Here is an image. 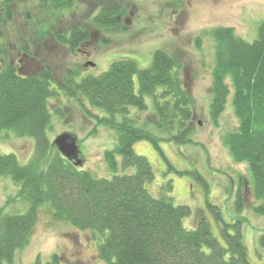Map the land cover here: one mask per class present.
<instances>
[{"label": "trees", "instance_id": "trees-1", "mask_svg": "<svg viewBox=\"0 0 264 264\" xmlns=\"http://www.w3.org/2000/svg\"><path fill=\"white\" fill-rule=\"evenodd\" d=\"M39 1L41 5L51 2L57 10L70 6V0ZM17 2L0 0V25L15 21ZM29 16L27 12L24 20L30 21ZM118 16L119 11L103 4L93 22L115 27ZM86 30L74 26L62 33L55 30L53 36L73 52L87 39ZM207 33L214 44L208 115L212 122L217 121L232 90L238 126L223 137V144L235 163L247 166L253 181L254 204L247 203L240 190L235 203L238 210L252 205L256 214L264 215V22L257 26L252 42L243 40L232 27L217 26ZM180 75L178 59L163 50L153 52L148 68L139 69L133 60L121 59L99 75L79 79L77 72L67 71L56 80L47 65L27 77L17 75L12 66L0 71V131L11 130L34 141V154L26 164H20L12 153L0 154V176H9L29 205L23 214H6L0 207V264L10 263L16 250L27 243L43 205H48L55 220L99 233L102 242L97 255L102 264H251L239 224L221 227L222 246L204 219L190 229L184 227L187 206L174 205L167 196L153 197L145 188L153 177L152 169L146 158L134 152L133 145L144 140L158 148L161 138L137 126L138 114L132 115L130 108L145 111L144 96L150 95L153 112L147 122L167 134V139L177 137L185 142L192 128L193 102ZM51 83L56 89L50 88ZM56 90L70 98L82 97L106 112L94 118L98 125L117 132L115 148L104 152L106 164L115 173L110 179L76 167L48 140V99L58 94ZM84 112L91 114L86 108ZM117 155L123 168L135 171L117 174ZM260 241L264 242V232ZM31 264L68 263L52 254L46 262L37 257Z\"/></svg>", "mask_w": 264, "mask_h": 264}, {"label": "rangeland", "instance_id": "rangeland-1", "mask_svg": "<svg viewBox=\"0 0 264 264\" xmlns=\"http://www.w3.org/2000/svg\"><path fill=\"white\" fill-rule=\"evenodd\" d=\"M103 4L119 11L115 27L93 22ZM16 5L15 21L0 25V65L13 59L20 70L34 71L40 63L49 66L59 80L67 71L77 72L76 79L99 75L121 59L133 60L139 69H145L156 50L178 59L180 76L193 102L192 128L187 140L167 139V134L147 122L153 112L150 95L144 96L145 111L130 108L132 115L138 114L137 126H144L161 138L158 148L144 140L133 145L134 152L146 158L152 169L153 177L145 188L153 197L167 196L174 205L187 206L189 214L183 219L184 227L190 229L202 218L222 246L225 242L221 227L239 224L249 262L264 264V242L260 241L264 215L252 209L255 201L251 173L245 164L232 160L223 144V137L238 126L231 104L232 90L217 121L212 122L208 115L214 44L207 33L217 26L232 27L235 34L252 42L257 26L264 22V0H70V6L60 10L54 9L51 2L41 5L39 0H18ZM27 12L30 21L24 20ZM81 25L92 37L79 47L80 51L77 48L70 52L54 41L55 30L63 32ZM23 52L29 57L22 56ZM87 62L94 66H84ZM133 80L137 92L136 76ZM226 84L231 89L228 80ZM50 88L56 89L55 84L51 83ZM56 91L58 94L48 99V140L52 143L58 135L70 134L82 162L78 168L110 179L115 173L106 164L104 152L115 148L117 132L98 125L94 118L105 116L106 112L82 97L70 98ZM84 108L91 114L85 113ZM10 153L20 164H26L34 154L33 139L18 137L11 130L0 131V154ZM116 159L117 174L135 171L132 167L123 168L120 156ZM238 188L246 202L252 204H244L240 210L235 203ZM19 195V186L9 176H0V207L4 213L23 214L28 210L27 201ZM101 242L99 233L57 221L48 205H43L27 243L16 250L10 263L3 264H31L37 257L46 262L52 254H58L68 264H102L97 255Z\"/></svg>", "mask_w": 264, "mask_h": 264}, {"label": "water", "instance_id": "water-1", "mask_svg": "<svg viewBox=\"0 0 264 264\" xmlns=\"http://www.w3.org/2000/svg\"><path fill=\"white\" fill-rule=\"evenodd\" d=\"M86 66L93 67L94 64L91 62H87ZM52 143L62 157L69 161H72L76 167L82 166V162L78 158L79 151L76 146L74 137H72L70 134L63 133L61 135H58Z\"/></svg>", "mask_w": 264, "mask_h": 264}, {"label": "flooded vegetation", "instance_id": "flooded-vegetation-1", "mask_svg": "<svg viewBox=\"0 0 264 264\" xmlns=\"http://www.w3.org/2000/svg\"><path fill=\"white\" fill-rule=\"evenodd\" d=\"M5 23H11V22H5ZM55 32H58L57 30L55 31ZM86 32L88 33V35H87V39L86 40H84L78 47H76L75 48V50L77 49V51H80V49H79V47H81V46H83L82 44H86V43H88V41L90 40V38L92 37V34L91 33H89L88 32V30H86ZM59 33H62V32H59ZM69 33H70V31H69ZM53 39H54V41L57 43V44H59V45H62V46H64L66 49L68 48V46L67 45H63V44H61L59 41H58V39H59V37H57V36H53ZM23 50V49H22ZM81 53H84L83 55L84 56H86L87 55V53L86 52H83V51H81ZM23 55L22 56H24L25 58H27V57H29V54L28 53H25V52H23L22 53ZM1 64L2 65H0V71L1 70H3L4 68H5V66H12V67H14V69H15V72H16V74L17 75H19V76H22V77H27V76H30V75H37V73L42 69V65L39 63L38 65H40L38 68H36L34 71H25V69H24V71H22V69L20 70L19 68H17L15 65H14V63H13V59L11 60V61H9V62H4V61H2L1 62ZM87 64V63H86ZM86 64H84V66H86ZM26 67H28V66H26ZM239 185H240V182H239ZM239 187V186H238ZM245 189H248L247 187L245 188ZM240 189L238 188V191H239Z\"/></svg>", "mask_w": 264, "mask_h": 264}]
</instances>
